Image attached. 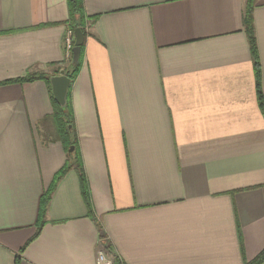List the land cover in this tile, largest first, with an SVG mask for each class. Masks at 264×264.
Wrapping results in <instances>:
<instances>
[{"label":"crops","instance_id":"obj_1","mask_svg":"<svg viewBox=\"0 0 264 264\" xmlns=\"http://www.w3.org/2000/svg\"><path fill=\"white\" fill-rule=\"evenodd\" d=\"M247 0H83L69 89L92 210L50 84L72 51L68 0H0V264H253L264 252V109ZM254 27L264 101V0ZM104 237V239H102ZM103 240L108 242L106 247ZM110 247V248H109Z\"/></svg>","mask_w":264,"mask_h":264},{"label":"trees","instance_id":"obj_2","mask_svg":"<svg viewBox=\"0 0 264 264\" xmlns=\"http://www.w3.org/2000/svg\"><path fill=\"white\" fill-rule=\"evenodd\" d=\"M255 1L256 0H247L245 10H244V15H243V25H244L246 36L248 38L253 62L255 65V76H256V86H257L259 105H260V108L263 110L264 101H263V94L261 92V67H260V61H259V55H258V47L256 43L254 17H253ZM68 11H69V20L66 23L67 27L70 29V31H72L73 34L76 29H81L85 36V40H86L87 33L85 29L86 22H85L83 0H68ZM84 46H85V43L81 47V53H80L78 65L74 66L72 64V56H71V58H69L68 62L65 64L63 68L65 70V75L71 80V84L74 82V80L78 76L80 69L82 67L83 56H84ZM73 47H74V42H73ZM37 79H42L48 85L50 84L49 77L45 75L37 76L35 74H29L25 78H22L18 80L17 82L31 83ZM53 117H54V120L57 126L58 133L63 140V144H64L66 151L68 152L69 149L72 147H74V151L73 153L67 154V160H66L65 165L55 175L52 185L41 198L39 215H38V220H37V225H36L37 231L34 236V239L40 235L43 227L45 226V216L47 213V209H48L52 195L58 183L72 169H77L79 172L83 196L89 208V213L92 215L89 194L87 191L86 178H85L84 171H83L81 157L77 149V141H76V136H75V131H74L73 110H72V107L69 101V92H68V97H67V109L65 111H63L59 107V105L54 101V116ZM102 239H104V237H102ZM103 243L105 244L106 247L108 246V242L103 240ZM16 264H19L18 260ZM117 264H121V263L118 262ZM253 264H264V252L257 258V260Z\"/></svg>","mask_w":264,"mask_h":264},{"label":"water","instance_id":"obj_3","mask_svg":"<svg viewBox=\"0 0 264 264\" xmlns=\"http://www.w3.org/2000/svg\"><path fill=\"white\" fill-rule=\"evenodd\" d=\"M84 43L85 36L82 30L76 29L74 32V47L72 49V64L74 66H77L79 63L81 47ZM49 83L55 102L65 111L67 109L68 92L71 86V80L65 75V70L61 69L58 75L49 77ZM73 151L74 147H72L69 152L73 153Z\"/></svg>","mask_w":264,"mask_h":264},{"label":"built area","instance_id":"obj_4","mask_svg":"<svg viewBox=\"0 0 264 264\" xmlns=\"http://www.w3.org/2000/svg\"><path fill=\"white\" fill-rule=\"evenodd\" d=\"M73 38L70 37L67 40V50L70 53L73 49V43H72ZM112 259L111 258H107L104 254V252H100L99 254V258H98V264H105V263H111Z\"/></svg>","mask_w":264,"mask_h":264}]
</instances>
